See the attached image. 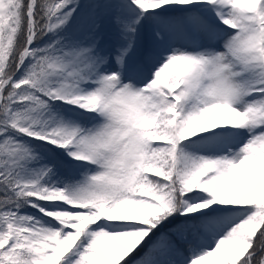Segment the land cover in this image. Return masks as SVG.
<instances>
[{"label":"snow or ice","instance_id":"6c2138e0","mask_svg":"<svg viewBox=\"0 0 264 264\" xmlns=\"http://www.w3.org/2000/svg\"><path fill=\"white\" fill-rule=\"evenodd\" d=\"M0 264H264V0H0Z\"/></svg>","mask_w":264,"mask_h":264}]
</instances>
